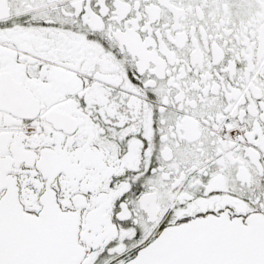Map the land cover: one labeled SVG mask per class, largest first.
Instances as JSON below:
<instances>
[{
  "label": "snow or ice",
  "instance_id": "6c2138e0",
  "mask_svg": "<svg viewBox=\"0 0 264 264\" xmlns=\"http://www.w3.org/2000/svg\"><path fill=\"white\" fill-rule=\"evenodd\" d=\"M0 264H264V0H0Z\"/></svg>",
  "mask_w": 264,
  "mask_h": 264
}]
</instances>
